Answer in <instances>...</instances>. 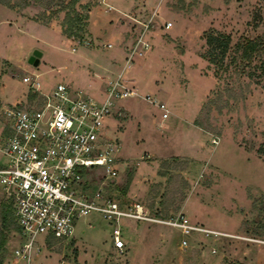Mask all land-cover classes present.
<instances>
[{
	"label": "rangeland",
	"instance_id": "obj_1",
	"mask_svg": "<svg viewBox=\"0 0 264 264\" xmlns=\"http://www.w3.org/2000/svg\"><path fill=\"white\" fill-rule=\"evenodd\" d=\"M10 2L29 21L22 35L0 31V108L31 97L21 71L37 73L45 89L61 81L102 96L139 32L147 46L124 73L136 89L130 71L143 60L139 98L118 100L121 114L109 120L123 163L113 193L151 214L181 213L202 226L203 217H239L235 233L255 239L193 234L181 246L168 226L123 219L120 252L111 245L110 225L90 213L70 240L38 239L30 264H264V0H125L123 13L106 0H79V37L61 33L68 9L57 10L68 0ZM207 32L229 37L216 65L203 58ZM247 40L257 46L244 56ZM115 48L121 56L106 57ZM147 94L165 105L166 119L142 98ZM20 240L13 222H0V264H23L13 252Z\"/></svg>",
	"mask_w": 264,
	"mask_h": 264
},
{
	"label": "built area",
	"instance_id": "obj_2",
	"mask_svg": "<svg viewBox=\"0 0 264 264\" xmlns=\"http://www.w3.org/2000/svg\"><path fill=\"white\" fill-rule=\"evenodd\" d=\"M163 26L169 28L171 22ZM143 40L138 32L121 72L107 81L102 96L83 94L61 81L45 89L37 73L21 71L31 97L0 108V208L17 228L21 244L13 252L23 264H30L38 239L70 240L79 220L90 213L110 225L111 245L120 252L123 219L168 226L179 233L181 246L193 234L255 241L193 223L181 213L151 214L141 202L128 203L113 193L123 163L107 121L120 116L118 100L139 98L124 73L134 57L143 55ZM142 98L160 110L161 120L167 118L162 102Z\"/></svg>",
	"mask_w": 264,
	"mask_h": 264
},
{
	"label": "crops",
	"instance_id": "obj_3",
	"mask_svg": "<svg viewBox=\"0 0 264 264\" xmlns=\"http://www.w3.org/2000/svg\"><path fill=\"white\" fill-rule=\"evenodd\" d=\"M96 1L99 2V3L101 2V0H96ZM106 3L109 5V7H111L112 9H114V11L117 12V13H123V11L125 9L124 8L125 0H106ZM28 21L29 20H26L25 17L21 16L19 14V12H17L15 10V8H10V7H7V6H5V5H3V4L0 3V31L3 30V29H5L7 31L6 36L7 35H11L12 32H14V33L17 32L19 35H22L23 34V31H22L23 30V27L24 28L27 27ZM1 37H2V34H0V38ZM0 42H1V40H0ZM3 42L5 43L6 41L4 40ZM0 44H2V43H0ZM32 48L33 47H31L30 50ZM105 54H106V57H112L113 55L114 56L115 55L121 56V53L116 48L113 49V50H110L109 52H106ZM0 59L2 60V59H5V58L4 57H1ZM142 63H143V60L142 61L139 60L138 63H137V65H135V68L133 67V69L130 71V77L131 76L134 77L133 79H134L136 91L138 93H140L138 89H141V88H140V85H138V83H137L138 81L136 79V75H140V69H141V67H143ZM145 63L147 64L148 63V60ZM146 64L144 65V67L146 66ZM13 66H15L17 68L20 67V65H18L17 63L15 65H13ZM133 73H134V75H133ZM130 77H128V78H130ZM98 85L100 86L99 83H98ZM88 86L89 87H87V88H90V84H88ZM82 88H84V87H81V89ZM147 95H149V94H147ZM153 96H156V95L153 94ZM23 98H24V95H23ZM109 120H111V121L113 120V122H114L115 121V118L114 117L113 118H109L108 121H107L108 124H109ZM109 126H110V124H109ZM110 131H111V133L113 135H115L114 134V131H115L114 128H111L110 127ZM175 156H178V155H175ZM183 156H186V155H183ZM119 158H121V156H119ZM120 167L122 168V165L121 164L119 165V168ZM240 221L241 220H240L239 217H236V218H234V217H228L226 219H225V217L224 218H222V217H220V218L219 217H214V218H208V217L206 218V217H203V218H201V220H199L200 223L204 224V227L212 228V229H217V230L219 229V230H222V231H225V232H229V233H235L236 232L235 230L239 226ZM208 257L211 258L212 256H208Z\"/></svg>",
	"mask_w": 264,
	"mask_h": 264
},
{
	"label": "trees",
	"instance_id": "obj_4",
	"mask_svg": "<svg viewBox=\"0 0 264 264\" xmlns=\"http://www.w3.org/2000/svg\"><path fill=\"white\" fill-rule=\"evenodd\" d=\"M51 1L53 0H47V3H50ZM78 1L79 0H68L65 6H62L61 8H59V10H57V11H62L64 9H68L64 13L63 18L60 23L61 33L66 37H79L78 32H81V28L79 26V23L81 22V15L79 14V12H76L75 10V4ZM0 3L10 8L16 7L10 2V0H0ZM78 6L81 7L80 4H78ZM85 10L86 12L83 16L84 18L87 17L86 13H87L88 8L86 6H85ZM71 14H74V15L71 16ZM204 42H205V45L207 46V51L203 55V58H205V60L209 64L216 65V63H220L228 48L229 37L222 35L220 33L207 32L204 34ZM256 46L257 44L254 40H247L243 44V46H241L242 54L244 56L246 54H249V52L256 49ZM194 125L201 127V124L197 118L194 120ZM173 158L177 159V156H174ZM158 175H161V173L158 172ZM0 222L4 226L8 222H12L7 210H4L3 208H0ZM3 240L4 238L2 239V241Z\"/></svg>",
	"mask_w": 264,
	"mask_h": 264
},
{
	"label": "water",
	"instance_id": "obj_5",
	"mask_svg": "<svg viewBox=\"0 0 264 264\" xmlns=\"http://www.w3.org/2000/svg\"><path fill=\"white\" fill-rule=\"evenodd\" d=\"M33 55H34V56H39V55H40V52L37 51V50H34V51H33ZM34 56H30L29 59H28V61H29V62H32V58H33ZM36 63H37V59H35V61L33 62V64L35 65Z\"/></svg>",
	"mask_w": 264,
	"mask_h": 264
}]
</instances>
